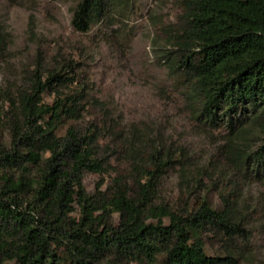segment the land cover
<instances>
[{
  "label": "trees",
  "instance_id": "trees-1",
  "mask_svg": "<svg viewBox=\"0 0 264 264\" xmlns=\"http://www.w3.org/2000/svg\"><path fill=\"white\" fill-rule=\"evenodd\" d=\"M129 7L130 0H78L71 25L87 32ZM164 31L163 61L193 119L222 130L217 156L187 180L181 149L136 125L77 128L86 107L104 115L105 103L89 96L70 61L52 56L46 64L37 53L24 80L0 92L8 103L0 110L8 139L0 144V264H155L159 255L162 264H254L252 251L234 241L264 233V203L251 205L242 193L247 180L264 185V0H183L180 25ZM6 50L1 34L0 54ZM113 160L128 164L129 177L117 170L87 192L84 172L109 174ZM175 167L184 184L218 191L221 206L204 197L179 213L156 202L158 178ZM210 230L222 240L219 256L204 250L200 234Z\"/></svg>",
  "mask_w": 264,
  "mask_h": 264
},
{
  "label": "rangeland",
  "instance_id": "rangeland-1",
  "mask_svg": "<svg viewBox=\"0 0 264 264\" xmlns=\"http://www.w3.org/2000/svg\"><path fill=\"white\" fill-rule=\"evenodd\" d=\"M77 3L78 0H0V35L7 42V50L0 54V92L13 90L24 80L37 53L46 64L52 56L70 61L74 74L87 84L89 96L103 101L107 108L103 115L95 107H86L84 118L75 123L77 128L92 121L117 129L136 125L148 137L159 138L164 147L181 149L189 164L187 180L198 177H193L195 171L217 156V134L222 130L202 129L193 119L181 83L169 74L163 61L167 46L164 30L180 25L183 0H130L125 14L95 24L87 32H78L71 25ZM52 100L51 93H44V102ZM7 109L8 103L0 99V110ZM107 140L103 138L101 142ZM7 141V134L0 132V144ZM113 166L116 169L109 174L84 172L85 190L93 192L100 181L109 183L117 170L129 177L128 164L113 160ZM232 176L231 181H224L227 190L232 187ZM184 182L178 167L166 169L157 180L156 202L179 213L196 208L204 197L213 208L221 206L218 191L208 183L205 187ZM242 193L251 205L259 199L264 203V185L258 182L245 181ZM78 215L75 205L73 216ZM117 222L118 215L114 213L113 223ZM256 224L253 219V228ZM200 237L208 255L223 253L222 240L216 232L202 231ZM234 244L248 247L254 264H264V233L256 229L250 242L237 239ZM163 259L164 255H159L155 264H162Z\"/></svg>",
  "mask_w": 264,
  "mask_h": 264
}]
</instances>
